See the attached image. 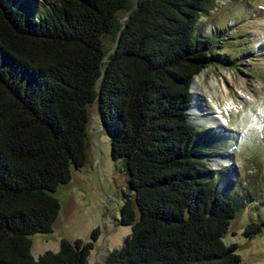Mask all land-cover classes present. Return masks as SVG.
I'll use <instances>...</instances> for the list:
<instances>
[{"label":"trees","instance_id":"obj_1","mask_svg":"<svg viewBox=\"0 0 264 264\" xmlns=\"http://www.w3.org/2000/svg\"><path fill=\"white\" fill-rule=\"evenodd\" d=\"M213 2L56 0L38 14L0 0V264H89L92 241L63 238L36 259L30 238L52 231L53 192L85 166L95 102L133 195L120 214L131 233L103 264H241L223 235L247 201L211 181L188 113L194 78L229 62L195 32Z\"/></svg>","mask_w":264,"mask_h":264},{"label":"rangeland","instance_id":"obj_2","mask_svg":"<svg viewBox=\"0 0 264 264\" xmlns=\"http://www.w3.org/2000/svg\"><path fill=\"white\" fill-rule=\"evenodd\" d=\"M30 10L40 14L44 4L56 0H26ZM44 4H43V3ZM136 0H131L132 6ZM127 12L121 11L125 17ZM195 32L209 36L214 48L228 61H214L198 75L201 78V94L194 101L190 121L198 127L196 138L199 147L204 146L201 156L206 168L214 170L211 181L219 189L229 190V195L247 201L227 232L224 241L237 244L241 264H264V0H214L208 11L199 18ZM114 37H103L104 47L111 51ZM224 82L235 101L227 109L223 96H215L211 81ZM239 79L245 80L252 98L240 95ZM218 90V89H217ZM192 91V88H191ZM222 111L220 126L210 117L216 113L214 104ZM97 103L89 105L90 118L87 126L88 158L85 166L74 168L71 181L59 185L53 192L61 210L51 232L31 235V254L36 259L47 250L58 252L61 239L83 243L92 241L94 247L88 255L89 264H103L105 256L115 248H122L131 226L121 224V208L127 193L128 179L122 160L111 156V139L99 124ZM214 116H218L216 113ZM217 120V121H218ZM228 157L229 161H224ZM219 177V178H216ZM260 225L261 231L244 235L249 223ZM98 239L93 240V230ZM105 259V260H104Z\"/></svg>","mask_w":264,"mask_h":264},{"label":"bare ground","instance_id":"obj_3","mask_svg":"<svg viewBox=\"0 0 264 264\" xmlns=\"http://www.w3.org/2000/svg\"><path fill=\"white\" fill-rule=\"evenodd\" d=\"M203 74L201 75L202 77H203ZM201 76L198 75L196 78H194V80L192 82V87H191L192 91L191 92L194 93V101H196V98H197L196 96L201 94L200 91L203 90L201 88V78H202ZM237 83H238L237 85H238V90H239L240 95L248 97V98H252V94L250 93V91L248 92L247 86L245 85V80L239 79V81ZM211 85L215 89V91L212 93V95H215V96L222 95L227 109L230 110L233 107H235L236 103L233 100V98L230 94V91L228 90V88H226L224 82L213 79L211 81ZM214 108L217 110L216 113L218 114V116H214L216 113L212 114L210 119L213 122V124H215V125L217 124L218 126H220L221 124H220L218 119L221 120V117L223 116L222 115L223 113H222L221 108H220V104L219 103L214 104ZM223 160L229 161L228 157H224Z\"/></svg>","mask_w":264,"mask_h":264},{"label":"snow or ice","instance_id":"obj_4","mask_svg":"<svg viewBox=\"0 0 264 264\" xmlns=\"http://www.w3.org/2000/svg\"><path fill=\"white\" fill-rule=\"evenodd\" d=\"M261 113L264 114V109H261Z\"/></svg>","mask_w":264,"mask_h":264},{"label":"water","instance_id":"obj_5","mask_svg":"<svg viewBox=\"0 0 264 264\" xmlns=\"http://www.w3.org/2000/svg\"><path fill=\"white\" fill-rule=\"evenodd\" d=\"M109 254H110V252H109ZM105 259H106V256H105ZM105 259H104V260H105Z\"/></svg>","mask_w":264,"mask_h":264}]
</instances>
